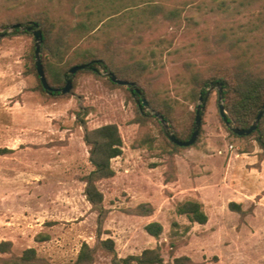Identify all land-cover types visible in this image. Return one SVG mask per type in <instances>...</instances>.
<instances>
[{
    "label": "rangeland",
    "instance_id": "374dc122",
    "mask_svg": "<svg viewBox=\"0 0 264 264\" xmlns=\"http://www.w3.org/2000/svg\"><path fill=\"white\" fill-rule=\"evenodd\" d=\"M152 3L178 15L134 26V10ZM39 11L69 26L88 17L96 23L92 31L70 33L65 58L91 50L125 68L145 63L137 84L150 101L147 114L138 113L127 86L111 85L103 70L77 73L67 93L42 91L32 67L33 35L9 27ZM43 57L40 47L41 65ZM240 61L264 66V0H0V149H9L0 152V241L11 242L8 254L33 247L50 264H71L82 242L96 245L97 211L82 181L92 167L75 118L84 107L87 129L114 123L123 142L121 155L110 161L113 176L96 182L106 209L100 238L113 239L117 257L157 248L170 264L181 255L195 264H264V148L227 131L215 86L208 88L191 146L170 147L151 114L164 110L165 122L179 131L199 103L191 71ZM186 199L202 203L204 224L176 212ZM230 201L243 212L231 210ZM141 203L151 207L149 214L134 211ZM151 221L162 227L157 237L144 229ZM93 264L114 262L97 247Z\"/></svg>",
    "mask_w": 264,
    "mask_h": 264
},
{
    "label": "trees",
    "instance_id": "16d2710c",
    "mask_svg": "<svg viewBox=\"0 0 264 264\" xmlns=\"http://www.w3.org/2000/svg\"><path fill=\"white\" fill-rule=\"evenodd\" d=\"M134 14L137 16L138 20V22L134 24L136 27L138 25H147L149 20H154L158 16L172 20L178 15L176 9H168L161 3L147 4L134 10ZM16 23H19L24 27L29 26L31 23H36L41 31L40 47L47 56L45 58L43 57L44 61L42 69L48 85L52 88H56L55 91L48 94L58 95V89L63 87L66 79L71 78V81H73V77L79 72H91L95 75H99V71L103 70L113 73L119 79L130 82L133 87L139 90V92H131L129 89L131 86H127L125 89L135 96V98L139 99L144 95L143 88L137 84V81L139 72L146 68V64L139 60L133 61L131 65L125 68L117 65L112 57H110L111 55L104 56L91 50L81 52L74 51L72 57L65 58L68 50V37L70 33L92 31L96 29V23L91 21L89 17L85 20L78 21L74 26H69L65 21L54 19L48 12L39 11L35 18H32L31 20L17 19L10 23L9 27ZM6 26L7 24L1 25L2 28H5ZM11 32L31 34V31L17 27L11 29ZM33 57L34 48L32 49L31 60ZM49 58L52 60H48ZM85 63L88 64L85 68L75 71L73 75L68 74V69L70 67ZM32 67L37 76L38 85L40 89L44 91L33 63ZM106 80L111 85L117 86V83L111 81L108 77H106ZM189 80L192 83V97L196 101L199 96H201L202 105H206L209 101L210 92H208V88L211 85L215 86V84L221 83V102L225 110L226 120L230 125L240 129L248 128L251 125L264 102V66L250 65L248 62L240 61L233 65L216 66L206 73H202L198 70L191 71ZM119 85L120 84H118V86ZM120 86L124 87L122 85ZM216 97L218 98L217 89ZM134 103L136 102L134 101ZM148 104H150V101ZM137 108L138 113L147 114L143 106L137 105ZM158 111L163 118L168 121L166 112L162 109H158ZM86 114V109L81 107L76 111L75 118L78 124L84 128L83 140L88 146V160L92 167L89 172L82 177V181L84 182L83 194L85 199L90 203L91 208L97 211V242L95 246H90L86 242H82L76 258L71 264H93L97 247L110 253L114 264H170L163 261L157 248H147L142 250L139 254L117 257L115 254L113 239L110 237L104 239L100 238V234L102 233L101 225L106 214V209L102 206L103 195L97 188L96 182L103 178L113 176L114 170L110 165V161L121 155L123 142L118 127L114 123H105L87 129L85 126ZM155 120L160 126L159 121L157 119ZM220 120L233 137H251L260 148H264V112L255 129L248 135L239 136L234 134L226 127L221 116ZM193 122L194 117L188 125L184 126L179 131L173 130L171 125H168V128L177 139L184 141L188 139L192 132ZM198 137L199 131L194 143L197 141ZM166 141L172 148L181 147L172 143L168 138H166ZM8 150L9 149L3 148L0 149V152H6ZM228 206L233 211L239 213L243 212L240 205L234 201H230ZM175 210L178 214H184L191 222L204 224L207 221V215L202 208V203L195 199H186L177 203ZM134 211L137 214L146 215L150 213L151 207L146 203H141L135 207ZM144 229L148 234L154 237L159 236L162 231L160 223L156 221L147 223L144 226ZM187 229L188 227H185L183 231H186ZM172 232H174V229H172ZM45 239H47L46 235L35 236V240ZM172 246H174V243L171 244V247ZM10 250L11 242L9 240H1L0 264H50L47 260L38 257L33 247L23 249L19 255L8 254L10 253ZM5 254L7 255L4 256ZM172 264L195 263H193L189 257L181 255L174 257Z\"/></svg>",
    "mask_w": 264,
    "mask_h": 264
},
{
    "label": "water",
    "instance_id": "95a60500",
    "mask_svg": "<svg viewBox=\"0 0 264 264\" xmlns=\"http://www.w3.org/2000/svg\"><path fill=\"white\" fill-rule=\"evenodd\" d=\"M16 27L21 28V29L25 28L26 30L31 31V34L33 35V38H34V65H35V70H36V73L38 75L39 81H40V83H41V85H42V87L46 93H51V92L55 91L56 88H52L46 82L44 72L42 69V65H41V62L39 59V49H40V45H41V31H40V29L37 27L36 23H31L29 26H26V27L21 26L19 23L10 25V29H13ZM87 65H88L87 63L74 65L68 69V74L73 75L75 73V71H77L79 69H83ZM106 76L111 81H113L117 84L125 85V86H131L129 88L131 92H134V93L139 92V90L136 89L135 87H133L130 82L117 78L113 73H111L109 71L106 72ZM71 86H72L71 78H67L63 87L58 89V92L61 94L67 93L70 90ZM213 86L214 85H211L209 88L211 89V88H213ZM215 87H216L217 93H218V98H217L218 112H219V115L221 116L223 122L225 123L226 127L228 129H230L231 132H233L234 134L239 135V136L250 134L255 129L257 123L259 122V120H260V118L264 112V102H263L261 108L259 109L258 113L256 114L251 125L248 128L240 129V128H237L235 126L230 125L227 122L225 110H224L223 104L221 102V83L215 84ZM201 100H202V97L199 96V98H198L199 103L197 104L196 109H195L192 132H191L190 136L188 137V139H186L184 141L177 139L171 132L168 131V124L165 122L162 115H160L159 113L154 112V111L151 112V114L158 118V120L162 126V129L164 131V134L172 143H174L178 146H181V147H187V146H190L194 143V141L196 140L198 131H199V127H200V123H201V110L203 108V105L201 104ZM135 102L137 105H140L143 107H146L148 104L144 97H140L139 99L135 98Z\"/></svg>",
    "mask_w": 264,
    "mask_h": 264
}]
</instances>
